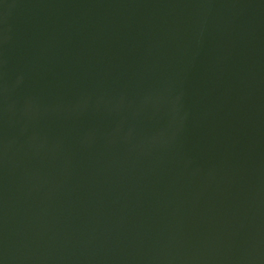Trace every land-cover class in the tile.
Here are the masks:
<instances>
[{
    "label": "water",
    "instance_id": "95a60500",
    "mask_svg": "<svg viewBox=\"0 0 264 264\" xmlns=\"http://www.w3.org/2000/svg\"><path fill=\"white\" fill-rule=\"evenodd\" d=\"M0 264H264V0H0Z\"/></svg>",
    "mask_w": 264,
    "mask_h": 264
}]
</instances>
